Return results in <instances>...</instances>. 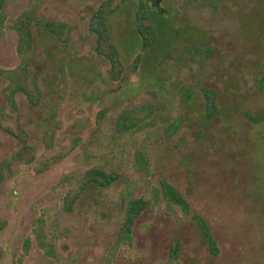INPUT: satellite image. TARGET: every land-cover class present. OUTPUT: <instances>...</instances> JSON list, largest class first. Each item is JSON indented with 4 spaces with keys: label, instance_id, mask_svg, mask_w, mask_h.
Instances as JSON below:
<instances>
[{
    "label": "rangeland",
    "instance_id": "rangeland-1",
    "mask_svg": "<svg viewBox=\"0 0 264 264\" xmlns=\"http://www.w3.org/2000/svg\"><path fill=\"white\" fill-rule=\"evenodd\" d=\"M105 0H6L18 16L38 6L40 21L70 25L64 43L36 24L30 66L41 96L18 94L19 123L35 149L34 161L15 156L21 142L0 130V264H169L172 236L181 242L177 264H264V0H129L108 18L111 41L125 64L124 79H109V62L96 54L89 29ZM139 1L155 32L144 48L135 28ZM17 35L0 34V69L18 64ZM136 56L140 63L129 70ZM0 76V108L4 105ZM202 87L216 94L206 119ZM139 125L117 132L120 114ZM143 151L148 171L137 169ZM44 165H47L45 169ZM91 168L119 173L109 187L85 190L64 207ZM165 180L190 204V214H166L165 204L139 215L131 244L111 251L131 198H151ZM203 217L219 252L213 256L192 215ZM44 219L56 258L34 237ZM30 238L27 253L24 242ZM176 264V263H175Z\"/></svg>",
    "mask_w": 264,
    "mask_h": 264
},
{
    "label": "trees",
    "instance_id": "trees-1",
    "mask_svg": "<svg viewBox=\"0 0 264 264\" xmlns=\"http://www.w3.org/2000/svg\"><path fill=\"white\" fill-rule=\"evenodd\" d=\"M129 0H105L92 13L89 19V29L95 35L96 54L104 57L110 65L109 79L111 81H120L124 79L125 64L122 62L119 51L111 41L108 18L125 2ZM6 0H0V34L5 29L15 31L17 35L16 52L18 55V64L14 68L0 69V76L4 85L1 88V94L4 99V105L0 108V130L21 142V147L16 153V158L25 164H31L34 161L35 149L27 144L28 135L19 123V107L16 100L18 94L24 95L27 100L37 105L40 100L41 91L36 78L32 75L30 66L34 60V31L36 24H43L48 32L55 35L60 41L67 43L69 41L70 25L62 21H40L36 14L38 6L35 3L28 5L18 16L8 18L3 13ZM147 18V5L144 1H139L136 11L135 28L142 39L144 48L151 46L155 41V32L151 25L145 24ZM140 57L136 56L130 64L129 70L135 72L139 66ZM260 88L264 89V74L260 79ZM205 98L206 119L210 120L217 112L216 94L209 88L202 87ZM127 112L120 114L117 122V132L123 133L135 129L139 125L136 118H132L125 122ZM245 117L253 122H261L264 120V113L259 117H253L245 114ZM137 169L140 171H148V160L144 152L139 150L136 152ZM47 165H44L45 169ZM9 172L6 162L0 164V176L4 177L5 171ZM119 179V173L116 171L106 172L100 168H91L87 170L78 185L77 189L66 194L64 197V207L71 210L73 203L82 195L85 190L93 187H109L115 184ZM160 203L165 204L166 214L177 218L180 210L184 215L190 214V204L187 199L165 180L160 181L159 187L153 188L151 198H131L127 200L124 211V218L116 234L115 244L111 251H115L118 246L123 244H131L132 231L135 221L142 211L156 207ZM192 219L196 222L200 235L206 242L210 253L217 256L219 248L211 230L205 219L200 215H192ZM44 219L38 218L34 222L33 233L37 245L43 250L46 256L55 259L56 254L54 244L51 239L47 238L44 227ZM4 223L0 224V228ZM30 244V238L24 242V250L27 253ZM181 242L178 236H172L169 245L168 262L169 264H177L180 255ZM103 264H112V259L105 256Z\"/></svg>",
    "mask_w": 264,
    "mask_h": 264
}]
</instances>
